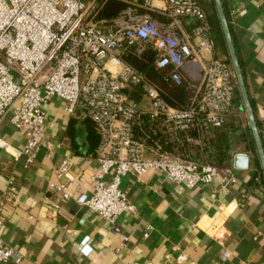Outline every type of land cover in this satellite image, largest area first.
<instances>
[{
    "label": "crops",
    "instance_id": "crops-1",
    "mask_svg": "<svg viewBox=\"0 0 264 264\" xmlns=\"http://www.w3.org/2000/svg\"><path fill=\"white\" fill-rule=\"evenodd\" d=\"M222 5L264 144V0H222ZM151 10L171 21L164 3L153 2ZM175 21L177 33L196 44L192 33L197 22ZM212 56L208 50L196 52L195 61L184 63L182 78L199 80ZM152 67L153 77L141 71L159 85L168 69H155L153 60ZM128 96L140 107L149 105L138 88L130 89ZM239 103L234 101L225 121L231 157L216 165L211 184L187 188L154 170L140 177L128 174L121 187L127 190L135 211L121 213L114 224L84 202L92 193L91 175L98 168L96 146L90 143H98L99 137L94 130L87 131L82 109L77 107L69 114L66 103L57 97L45 105L41 147L28 165L17 153L24 143V131L15 128L7 114L0 123V139L10 146L0 147V200L5 219L1 235L16 254L3 264H264V185ZM211 130L191 134L202 140ZM146 153L150 154L148 149ZM236 153L249 155L247 168L234 167ZM63 159L70 160L73 177L68 199H60L48 186L56 180L53 169ZM196 160L207 162L208 154L200 153ZM229 176L234 181L226 183ZM11 179L17 195L5 201ZM86 235L93 249L89 256L78 248Z\"/></svg>",
    "mask_w": 264,
    "mask_h": 264
},
{
    "label": "built area",
    "instance_id": "built-area-1",
    "mask_svg": "<svg viewBox=\"0 0 264 264\" xmlns=\"http://www.w3.org/2000/svg\"><path fill=\"white\" fill-rule=\"evenodd\" d=\"M155 1L166 5L171 21L157 22L147 12L137 13L134 6L112 21L96 20V0L87 4L83 0H0V123L9 114V122L24 131L17 153L28 165L41 147L45 105L57 97L66 103L69 114L80 107L100 132L98 168L91 175L92 193L84 202L112 224L121 213L135 211L121 187L128 174L140 177L154 170L187 188L211 184L216 176L215 165L181 158L148 138L147 132L144 136L150 143L135 138L134 129L142 120L152 124L161 119L175 141L184 137L200 144L191 132L221 126L234 105L233 72L225 59L212 56L197 81L183 79L180 73L188 59L196 60V52L214 49L201 0H143V6L151 9ZM179 18L197 22L192 33L196 44L177 33ZM145 47L154 50L155 69H168L165 81L186 82L190 96L184 107L172 106L153 80L122 57L128 48H135L139 55ZM132 88L148 98V107H140L128 96ZM0 147L10 146L0 139ZM70 167V160L63 159L53 169L56 180L48 183L60 199L70 197ZM225 181L231 183L234 178ZM16 195L11 179L4 200ZM3 205L0 200V264L16 254L1 235ZM85 238L90 244L86 235L79 251Z\"/></svg>",
    "mask_w": 264,
    "mask_h": 264
},
{
    "label": "trees",
    "instance_id": "trees-1",
    "mask_svg": "<svg viewBox=\"0 0 264 264\" xmlns=\"http://www.w3.org/2000/svg\"><path fill=\"white\" fill-rule=\"evenodd\" d=\"M222 2V0H221ZM135 7L137 13H149L150 17L155 20L161 21L163 24L168 23V20L164 19L160 14L151 10L150 8H145L143 6V0H96V8L93 18L96 20H113L115 19L122 11L127 10L130 7ZM201 6L206 14V19L210 28L211 37L214 41V49L212 51L213 57H220L225 59L229 65V55L226 48V44L224 41L223 34L221 32L220 24L218 21V17L215 11L213 0H201ZM224 8V6H223ZM225 15L227 18L226 10ZM228 20V19H227ZM156 21V20H155ZM195 28V27H194ZM123 59L139 70H143L145 73L149 74L153 77V67L152 60L154 57V50L149 47H145L142 50V53L137 55L135 53V48H128L124 51L122 55ZM231 67V65H230ZM232 70V68H231ZM233 72V71H232ZM148 75V76H149ZM149 76V77H150ZM233 81L235 85L234 91V101L239 103L241 101L240 94L237 88L236 79L233 74ZM161 94L165 97V99L175 107H184L189 100L190 90L186 84V82H182V84L176 85L172 82H168L163 80L162 82L157 84ZM86 123L87 131L94 130L98 135V143L91 142L90 146L93 148L96 146V151L100 143V132L97 125L87 116L83 118ZM225 121L219 127H214L211 130V135L207 138L201 140L200 144H195L192 142H188L184 137L181 138L180 141H175L171 134L167 131L161 119H157L152 124H149L146 120H142L140 126H136L134 129L135 138L138 140L145 141L150 143V139L157 140L164 149L169 150L181 158H190L197 159V156L200 153L208 154V161L213 165H217L222 163L224 160H229L230 155L228 153V132L225 129ZM249 139L253 152V161L256 168L259 170V179L261 183L264 185V177L262 174L259 158L256 152L255 144L252 138L251 131L247 126ZM204 131L202 133L208 132ZM144 132L149 134L150 139H146L144 136ZM195 132V131H194ZM95 139L94 137L92 138ZM264 147V144H263ZM202 149V150H200ZM97 155V153H96Z\"/></svg>",
    "mask_w": 264,
    "mask_h": 264
},
{
    "label": "water",
    "instance_id": "water-1",
    "mask_svg": "<svg viewBox=\"0 0 264 264\" xmlns=\"http://www.w3.org/2000/svg\"><path fill=\"white\" fill-rule=\"evenodd\" d=\"M215 11L220 24L221 32L224 37L226 48L229 55L230 65L236 79L237 88L240 94L241 101L239 106L244 110L248 127L251 131L252 138L255 144L256 152L259 158L262 174L264 177V147L262 144L261 136L257 127L249 94L246 88L244 76L242 73L241 65L231 38L228 21L221 0H213ZM249 164V155L246 153H236L233 156V165L235 168L245 169Z\"/></svg>",
    "mask_w": 264,
    "mask_h": 264
},
{
    "label": "clouds",
    "instance_id": "clouds-1",
    "mask_svg": "<svg viewBox=\"0 0 264 264\" xmlns=\"http://www.w3.org/2000/svg\"><path fill=\"white\" fill-rule=\"evenodd\" d=\"M93 249L88 243V238H85L84 241L81 242L80 252L84 256H89L92 253Z\"/></svg>",
    "mask_w": 264,
    "mask_h": 264
},
{
    "label": "rangeland",
    "instance_id": "rangeland-1",
    "mask_svg": "<svg viewBox=\"0 0 264 264\" xmlns=\"http://www.w3.org/2000/svg\"><path fill=\"white\" fill-rule=\"evenodd\" d=\"M84 1V3H89L91 0H83ZM109 21H112V20H109Z\"/></svg>",
    "mask_w": 264,
    "mask_h": 264
}]
</instances>
